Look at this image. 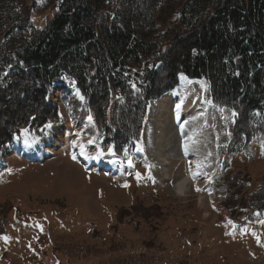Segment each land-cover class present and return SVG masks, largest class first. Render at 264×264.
Instances as JSON below:
<instances>
[{
  "label": "rangeland",
  "instance_id": "1",
  "mask_svg": "<svg viewBox=\"0 0 264 264\" xmlns=\"http://www.w3.org/2000/svg\"><path fill=\"white\" fill-rule=\"evenodd\" d=\"M31 1L29 31L43 28L59 2ZM153 2L157 27L143 24L147 36L159 40L169 24L184 30L180 8ZM163 68H154L159 90L169 87ZM139 84L132 79L119 110H129ZM178 84L198 109L195 124L209 119L192 136L197 152L213 161L199 189L184 181L191 169L175 131L151 122L152 100L139 145L114 155L112 146L100 145L104 126L93 129L76 116L77 109L88 112L87 102L60 74L48 95L59 121L37 132L23 126L0 146V264H264V108L235 117L208 100L204 79L180 76ZM170 92L161 96L169 106ZM157 146L167 165L158 161Z\"/></svg>",
  "mask_w": 264,
  "mask_h": 264
},
{
  "label": "trees",
  "instance_id": "2",
  "mask_svg": "<svg viewBox=\"0 0 264 264\" xmlns=\"http://www.w3.org/2000/svg\"><path fill=\"white\" fill-rule=\"evenodd\" d=\"M169 1L180 8L184 30L169 24L152 40L141 26L157 27L153 0H59L46 25L31 31L34 2L0 0V146L23 126L37 132L59 121L48 94L61 73L75 79L87 102L88 112L74 109L76 116L104 126L102 146L116 155L139 144L148 102L180 75L206 79L209 98L235 117L264 108V0ZM159 64L169 86L162 90ZM133 78L140 88L129 110H119Z\"/></svg>",
  "mask_w": 264,
  "mask_h": 264
},
{
  "label": "bare ground",
  "instance_id": "3",
  "mask_svg": "<svg viewBox=\"0 0 264 264\" xmlns=\"http://www.w3.org/2000/svg\"><path fill=\"white\" fill-rule=\"evenodd\" d=\"M168 94L171 106L164 103V98L162 97L157 101H152V103L156 105V110L151 122H156L155 125L157 129H161L162 124H168L173 129V131H175L179 141V152L182 153V158L184 159V162L187 167L191 169V171L185 175L184 181L187 185L194 187V189H199L201 186L200 179L206 178L211 175L213 170V168H211V164H213V161L209 162L208 155H206L207 153L205 154L200 151L197 152V149L193 144L192 136L199 137L201 130L206 127V124L208 123L209 119H207L204 124L200 123L196 125L195 122L198 109L193 103L192 98L182 94L179 91L178 87ZM168 94H166V96H168ZM177 105H179V108L177 107ZM219 128L220 127L213 128L211 132H216L217 130H219ZM151 129L149 128L150 132L152 131ZM60 147V143H57L56 148ZM157 147L158 161H160L162 166H164L167 163L166 159L163 158L161 147ZM183 185L184 183H181L179 185V190L183 191Z\"/></svg>",
  "mask_w": 264,
  "mask_h": 264
},
{
  "label": "snow or ice",
  "instance_id": "4",
  "mask_svg": "<svg viewBox=\"0 0 264 264\" xmlns=\"http://www.w3.org/2000/svg\"><path fill=\"white\" fill-rule=\"evenodd\" d=\"M83 97H81V99H82ZM177 107L179 108V105H177ZM26 143H27V141H26ZM110 151H111V149H110ZM137 176H139V173L137 174ZM125 186H127V185H125ZM4 239L5 240H7L8 238L7 237H4Z\"/></svg>",
  "mask_w": 264,
  "mask_h": 264
}]
</instances>
